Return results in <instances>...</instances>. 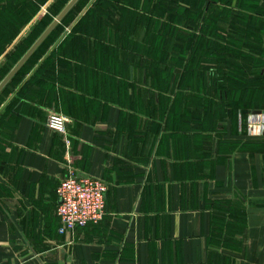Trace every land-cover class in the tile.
Wrapping results in <instances>:
<instances>
[{"label": "crops", "instance_id": "1", "mask_svg": "<svg viewBox=\"0 0 264 264\" xmlns=\"http://www.w3.org/2000/svg\"><path fill=\"white\" fill-rule=\"evenodd\" d=\"M141 19L121 13L114 42L98 14L59 31L62 19L0 91V264H264V102L202 72L218 54L168 60L157 35L145 48ZM213 33L200 47L220 53ZM69 172L107 182L105 214L60 233L55 188Z\"/></svg>", "mask_w": 264, "mask_h": 264}, {"label": "rangeland", "instance_id": "2", "mask_svg": "<svg viewBox=\"0 0 264 264\" xmlns=\"http://www.w3.org/2000/svg\"><path fill=\"white\" fill-rule=\"evenodd\" d=\"M67 2L68 0H0V12H4L0 14V23L5 24L6 20L14 18L15 11L19 10L25 12L27 18L31 14L34 17L9 49L4 54L0 52L3 55L0 60V80L15 64L12 62L20 58ZM7 8L8 11L5 12L4 9ZM80 12L98 14L99 27L94 28L98 31L101 28L102 33L106 34L103 38L110 42L115 41L114 27L119 26L117 22L121 13H137L142 17L140 28L145 30V48L152 44L148 39L157 35L167 42L163 51L167 50L168 60L175 58L178 61L193 59L209 62L216 59L218 54L223 64L214 63L216 67L202 72L213 78L219 74L224 92L239 95L238 98L246 99L247 104L251 102L254 107L260 108L264 102V0H78L57 26V30L62 31ZM86 22L84 24H88ZM24 23L26 20L15 19V24L9 26V29L17 27L19 30ZM41 28L43 29L40 30ZM140 28L138 26V30ZM213 31L212 42L215 40L220 48L222 45L226 46L220 53L212 52V43L211 48L207 49V46L200 47L201 42L197 43L207 39L206 35ZM57 33L60 32L54 31L43 44L51 43ZM187 34L193 39V44L191 42L186 50L185 42H180L179 38L184 40L185 37L182 36ZM229 46H235L236 51L230 50ZM210 49L211 52L206 54L205 51ZM28 68L29 65L26 64L18 77ZM5 90L6 87L3 91Z\"/></svg>", "mask_w": 264, "mask_h": 264}, {"label": "built area", "instance_id": "3", "mask_svg": "<svg viewBox=\"0 0 264 264\" xmlns=\"http://www.w3.org/2000/svg\"><path fill=\"white\" fill-rule=\"evenodd\" d=\"M66 118L58 112H51L47 126L54 131H65ZM107 182L102 178L69 172L55 188L60 233L87 224H96L105 214V193Z\"/></svg>", "mask_w": 264, "mask_h": 264}, {"label": "water", "instance_id": "4", "mask_svg": "<svg viewBox=\"0 0 264 264\" xmlns=\"http://www.w3.org/2000/svg\"><path fill=\"white\" fill-rule=\"evenodd\" d=\"M77 1L78 0H68V2L62 7V9L58 12V14L44 28V30L39 34V36L34 40V42L28 47V49L23 53V55L15 62V64L0 80V91L10 81V79L17 73V71L21 68V66L25 63V61L42 43V41L49 35V33L54 29V27L63 19L66 13L72 8V6Z\"/></svg>", "mask_w": 264, "mask_h": 264}, {"label": "trees", "instance_id": "5", "mask_svg": "<svg viewBox=\"0 0 264 264\" xmlns=\"http://www.w3.org/2000/svg\"><path fill=\"white\" fill-rule=\"evenodd\" d=\"M10 9H12V8H10ZM5 10V12L6 11H8V8L7 9H4ZM9 12L11 13V10H9ZM2 13H4V12H0V14H2ZM14 17H15V19H16V21L17 20H26V18H27V14H25V12H16L15 11V13H14V15H13ZM1 21H3L2 19H1ZM11 27V25L10 24H7L6 22H5V24L3 23V22H1L0 23V28H1V30H2V33L0 34V49H4V47L6 46V44L7 43H9L10 41H11V39H13L14 38V35H13V33L15 34L18 30H17V27L14 29V28H11V29H13L12 31H13V33H12V36H10V35H8L7 33H8V29H7V27ZM43 28H41L40 30H42ZM36 36H37V34H36ZM35 39V38H34ZM199 42H202V41H197V43H199ZM209 42V41H208ZM212 41L210 40V43H211ZM235 44V43H234ZM2 47V48H1ZM229 47H231L230 48V50H232V51H236V47L234 46V47H232V46H229ZM224 48H226V46H224V45H222V47L220 48V49H218L219 51H221V50H223ZM2 49V50H3ZM196 49H197V46H195V50L194 51H196ZM0 52H1V50H0ZM19 59V58H18ZM16 60H17V58L12 62V64H14L15 62H16ZM11 64V65H12ZM25 65L26 64H24V65H22V67L17 71V73L12 77V79H11V81H14L16 78H18V74L21 72V70H23V68L25 67ZM13 66V65H12Z\"/></svg>", "mask_w": 264, "mask_h": 264}]
</instances>
